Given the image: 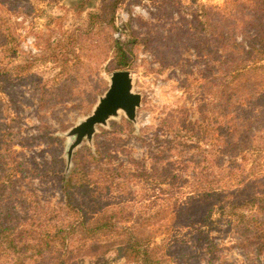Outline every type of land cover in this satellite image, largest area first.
Here are the masks:
<instances>
[{
	"label": "rangeland",
	"instance_id": "obj_1",
	"mask_svg": "<svg viewBox=\"0 0 264 264\" xmlns=\"http://www.w3.org/2000/svg\"><path fill=\"white\" fill-rule=\"evenodd\" d=\"M110 1L0 0V14L10 25L0 34V223L22 242L39 237L44 225L73 218L64 210L59 180L66 166L63 134L91 114L108 89L114 39L133 50L126 69L142 94L136 123L121 113L99 126L93 145L75 151L71 171L77 157L95 172L97 203L132 213L119 219L120 226L142 221L138 217L165 207L168 197L185 204L198 184L207 190L218 179L223 184L233 161L242 166L235 170L240 176L264 170L263 154L224 150L223 138H204V131L186 126L204 120L209 130L211 113L218 105L226 108V95L220 99L215 87L221 69L264 65V0H122L114 26L104 10ZM250 107L240 115L254 121L253 134L262 135L257 130L264 113ZM175 142L179 147L170 148ZM163 166L171 178L159 171ZM191 219L162 213L148 228L156 242L181 249L168 264H264V250L256 240L248 242L236 221L224 218L209 229L208 243L200 244L191 237ZM100 236L93 241H108ZM69 243V264H140L113 249L91 252L82 240ZM64 248L44 250L43 257L10 251L1 262L15 264L22 257L25 264H56Z\"/></svg>",
	"mask_w": 264,
	"mask_h": 264
},
{
	"label": "trees",
	"instance_id": "obj_2",
	"mask_svg": "<svg viewBox=\"0 0 264 264\" xmlns=\"http://www.w3.org/2000/svg\"><path fill=\"white\" fill-rule=\"evenodd\" d=\"M121 2L122 0H111L104 6L107 22L112 26L115 24V10ZM92 17H97V15L92 14ZM8 28L10 25L1 15L0 34L5 35V30ZM113 41L114 70L126 69L131 66L133 50L127 43L115 39ZM262 54L264 55V53ZM243 63H236L234 66L230 65L220 70V81L215 87L220 99V96L226 95V108L218 105L216 112L211 113V117L209 116L205 121L210 129L204 128L206 127L203 125L204 120L188 122L186 126H189L187 130L191 129V131L198 128L196 133L204 131L206 134V136L204 134V138L211 136L210 138L217 142H222L223 138L224 150L235 152L248 148L262 156V154L264 155V133L262 135L261 133L253 134L251 128L254 127V121L243 118L240 113H246L243 109L245 106H251L250 109H255V112L259 114L264 113V78L260 77L264 75V65L261 66L257 62L253 65ZM2 75L3 69L0 67V92L3 89ZM257 117L258 115L253 119ZM221 122H224L223 125H219ZM258 122L260 129L257 131H264V115H262L261 121L258 119ZM179 127H175L178 132ZM242 137H245L244 141L240 139ZM240 140L242 143H238ZM178 147L179 144L175 142L170 148L177 149ZM256 165L259 166V162ZM62 166L64 167V163L61 161V170ZM241 167L240 163L233 161L227 171L228 179L223 184L218 183L221 181L218 179L215 182L216 185L212 184L208 190L198 184L196 195L188 197L189 200L185 204L179 205L177 198L173 200V197H168L169 203L165 207L145 218L138 217V220L142 221L120 226L119 219L123 215L128 216L132 213L128 209L110 208L102 202L97 203V191L95 184L92 183L95 172L85 169L76 157V165L69 175L65 176L62 173L59 175L64 210L69 215L73 214V218L67 221H57L47 228L44 225L40 229L39 237L25 242H22V239L14 234L12 229L5 228L0 223V264H2L3 254L10 251L15 253L31 251L30 257L35 255L43 257L44 250H54L59 246L65 248L64 251H61V256L56 264H69L68 253L71 252V246H73V243L69 242L77 239L82 240L83 246L91 252L101 248L107 251L113 249L128 262L168 264V260L172 258L173 254H179L181 249L172 250L169 244L156 242L152 237L153 233L148 228L153 225L156 216L162 213H165L166 216L172 212H176L180 217L185 215L187 218H192L189 221L194 227L191 237L200 244L204 241L208 243L209 229L213 226L216 227L217 223L222 222L224 218H228L229 221L234 220L250 236L249 243L251 240L257 241L255 244L261 252L264 250V170L251 168L248 171H242L240 176L235 170ZM159 171H166L171 178V171H167V166H163ZM140 174L148 177L144 172ZM113 233L117 235L115 239L109 237ZM100 234L108 241H93L95 237H101ZM24 259L17 257L15 264H25Z\"/></svg>",
	"mask_w": 264,
	"mask_h": 264
},
{
	"label": "water",
	"instance_id": "obj_3",
	"mask_svg": "<svg viewBox=\"0 0 264 264\" xmlns=\"http://www.w3.org/2000/svg\"><path fill=\"white\" fill-rule=\"evenodd\" d=\"M142 104V94L134 91V77L129 69L112 72L108 89L98 98L91 114L79 120L63 134L67 138L65 148L66 166L64 175L68 176L73 166L75 151L84 143L93 145L99 126L107 127L111 119L120 118L121 113L136 123L137 111Z\"/></svg>",
	"mask_w": 264,
	"mask_h": 264
}]
</instances>
